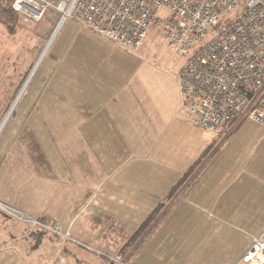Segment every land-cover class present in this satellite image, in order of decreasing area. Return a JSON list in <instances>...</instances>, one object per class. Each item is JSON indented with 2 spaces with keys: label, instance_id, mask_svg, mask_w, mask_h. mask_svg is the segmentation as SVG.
Masks as SVG:
<instances>
[{
  "label": "crops",
  "instance_id": "0c3cea01",
  "mask_svg": "<svg viewBox=\"0 0 264 264\" xmlns=\"http://www.w3.org/2000/svg\"><path fill=\"white\" fill-rule=\"evenodd\" d=\"M40 22L33 26L38 32L48 33L54 27L47 17ZM29 25L19 19L12 32L25 35L33 29ZM58 26L44 40L43 48L42 43L32 42L31 35L23 44H29L25 48L33 61L30 68L37 69L32 78L29 74L26 78L25 88H30L25 117L14 135L19 138L29 125L34 140L19 142L20 148H44L50 154L49 168L31 157L26 160L31 170L27 179L42 172L51 174L43 178L57 179L64 170L82 194L76 190L72 194L67 217L38 219L54 221L62 228L66 219L72 223L84 213L97 212L92 222L102 219L101 226L107 227L102 237L110 240L108 235H120L123 239L120 230L139 227L192 169L206 150L208 131L184 116L175 77L180 68L133 77L130 68L137 50L122 49L73 21ZM66 31L67 43L54 46ZM45 133H52V143L45 142ZM222 145L219 152L211 153L185 197L146 245L132 257L116 256L115 260L124 264H249L243 259L253 239L264 242V128L242 121ZM33 153L37 155L35 148ZM52 164L58 168L53 170ZM15 240L3 239L0 244Z\"/></svg>",
  "mask_w": 264,
  "mask_h": 264
},
{
  "label": "built area",
  "instance_id": "2783aa9c",
  "mask_svg": "<svg viewBox=\"0 0 264 264\" xmlns=\"http://www.w3.org/2000/svg\"><path fill=\"white\" fill-rule=\"evenodd\" d=\"M11 7L24 23L53 9L130 52L156 26L184 58L175 77L191 124L222 137L242 121L264 128V0H14ZM12 214L71 240L54 221ZM243 261L263 264V240L254 239Z\"/></svg>",
  "mask_w": 264,
  "mask_h": 264
},
{
  "label": "rangeland",
  "instance_id": "374dc122",
  "mask_svg": "<svg viewBox=\"0 0 264 264\" xmlns=\"http://www.w3.org/2000/svg\"><path fill=\"white\" fill-rule=\"evenodd\" d=\"M47 1L56 4L59 1L68 2L70 0ZM44 17L54 23V27L48 33H42L41 30L38 32L33 27L35 24L38 25ZM61 18L62 14L60 12L53 9L48 10L39 21L25 23L30 24L29 26L33 29L29 28V31H26L25 35L22 36L16 32L8 31L6 27L0 24V219L2 224H4L0 227V241L16 238L10 244H0V264H108L114 257L119 256L118 250L125 244L124 241L128 236L127 234L132 233L137 228L127 227L121 229L120 233L124 232L123 239L120 235L118 237L108 235L110 237V240H108L102 237L104 235L102 232L104 233L107 230V227L101 226L102 219H95L92 222V218L97 215V212L93 214L94 216L90 215V213H84L75 222L71 223L68 219L63 222L64 226L59 230L63 234L68 231V236L71 239L63 241L61 236L55 238L50 232L43 233L38 226L32 227L30 223L18 220L12 214V211H16L21 213L25 217L24 219L36 221L40 217L47 216L65 218L68 216L69 204L74 202V197L72 196L74 191L76 190L79 196L82 194V188L74 187L67 179L68 175L64 170L58 172L59 178L57 179H53V177L50 179L43 178L46 175L51 176V174L45 172L39 173V176L32 174L34 179H27L31 174H29L30 165L26 160L31 157L34 163H38L40 166L42 162L49 168L47 158L49 159L50 154L48 149L44 148L41 149L46 157L39 148L28 147L27 150L26 148H23L24 150L20 148L22 142L27 144L28 140H34L35 136L29 125L26 131L20 134L19 138L15 136L25 117L24 110L28 101V89L30 88H25L26 78L29 75H32V78L37 69L36 67L30 68L33 61L29 60L27 55L29 50L25 48L29 44H23L27 41L28 35H31L30 39H33L32 42L42 43L40 48H43L44 40L49 39L56 25L59 24L58 29L66 21H73L79 25L71 17L66 20H61ZM66 34L68 35L67 31L62 32L58 37L56 35L57 38L55 37L56 40L53 45L66 44ZM133 54H135L136 60L130 68L133 70V77L134 75H138L137 77L140 75L145 76V74L148 75L150 72L154 74L162 71L166 73L176 72L184 62L183 57L173 54V48L167 45L161 31L156 26H152L149 29L137 49V53ZM23 92L24 96H22ZM25 94L26 101L24 100ZM22 97L24 99H21ZM10 107H13L11 111L8 110ZM208 134V132H205L206 150L197 158L199 159L197 161V164H199L197 169L204 164L212 152H217V148L221 149L223 145L218 141L219 137L221 140L226 138V136H217L218 134H209L211 135L210 141L206 136ZM44 138L46 143H52L53 141L52 133H45ZM41 141L43 140L41 139ZM45 142L43 141L42 143L46 146ZM213 142L214 144H210ZM208 144L210 145L208 146ZM47 146L49 145L47 144ZM34 148L37 152L35 156H33ZM58 151L60 152V150ZM23 152L26 153V156ZM62 155L67 157V153ZM62 164L68 170L67 159H64ZM51 166L53 170L54 167L58 168L56 164ZM62 167L63 165H60V168ZM1 206L5 207V209L9 208L11 211L3 210ZM111 224L114 223H104V225ZM95 233L96 236H94ZM72 237L82 240L83 243H78L76 239L72 241ZM106 258L109 260L107 261ZM122 261L121 259H114V264H124V261ZM126 264H132V262L126 261Z\"/></svg>",
  "mask_w": 264,
  "mask_h": 264
},
{
  "label": "trees",
  "instance_id": "16d2710c",
  "mask_svg": "<svg viewBox=\"0 0 264 264\" xmlns=\"http://www.w3.org/2000/svg\"><path fill=\"white\" fill-rule=\"evenodd\" d=\"M13 1L14 0H0V24L6 27L8 31H13L18 26L19 17L16 12L12 10L11 7ZM239 124H241V122ZM239 124H237L233 128V130ZM233 130L229 132L228 135H226V138L224 140L220 139L221 144H223L225 140L233 133ZM219 150L220 148H217L216 151L219 152ZM208 161L209 159H207L204 164L198 169L197 167L199 166V164H197L198 162H196L194 166H192V169H190V171L187 172L180 180H178V182L168 191L164 199L159 202L158 206L149 214L147 219L132 233L127 234L128 236L124 241L125 244H123L118 250L119 257L120 255L121 257L125 255L132 257L146 245V243L149 241L150 236L154 234V232L162 223V221L166 218V216L185 197L186 192L189 190L190 186L197 180L200 175V172L203 171ZM190 176H192V179L186 182ZM41 221L50 222L46 219H42ZM40 230L43 233L49 232L43 228H40ZM51 234L55 238H58V236H56L55 234ZM108 264H114V262L110 260Z\"/></svg>",
  "mask_w": 264,
  "mask_h": 264
}]
</instances>
